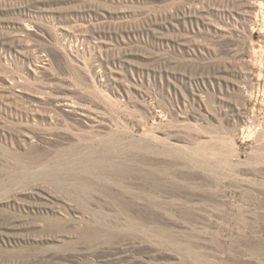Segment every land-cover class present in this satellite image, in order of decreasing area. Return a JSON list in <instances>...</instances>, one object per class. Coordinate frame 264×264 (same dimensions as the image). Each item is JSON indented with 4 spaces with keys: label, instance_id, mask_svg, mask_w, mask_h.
<instances>
[{
    "label": "rangeland",
    "instance_id": "1",
    "mask_svg": "<svg viewBox=\"0 0 264 264\" xmlns=\"http://www.w3.org/2000/svg\"><path fill=\"white\" fill-rule=\"evenodd\" d=\"M0 264H264V0H0Z\"/></svg>",
    "mask_w": 264,
    "mask_h": 264
}]
</instances>
